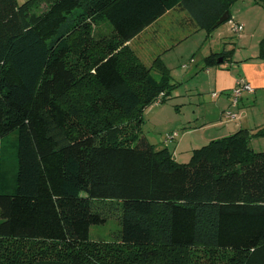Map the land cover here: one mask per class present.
<instances>
[{
  "label": "trees",
  "instance_id": "1",
  "mask_svg": "<svg viewBox=\"0 0 264 264\" xmlns=\"http://www.w3.org/2000/svg\"><path fill=\"white\" fill-rule=\"evenodd\" d=\"M236 1L0 0V264H264V127L175 162L140 124L179 83L128 43L174 8L209 35ZM95 201L120 209L114 242L89 240Z\"/></svg>",
  "mask_w": 264,
  "mask_h": 264
},
{
  "label": "rangeland",
  "instance_id": "2",
  "mask_svg": "<svg viewBox=\"0 0 264 264\" xmlns=\"http://www.w3.org/2000/svg\"><path fill=\"white\" fill-rule=\"evenodd\" d=\"M240 5H234L235 9L240 10L242 8ZM234 12L233 8V15ZM185 15L187 14L184 10L175 9L171 13L161 16L156 20L157 23L155 22L152 27L141 32L142 34L133 42L135 52L141 61L144 64L147 63V65L152 63V60H154L160 50L180 43L176 48L171 49L169 55L164 59L171 66L169 70L170 75L171 73H175L179 78L178 86L172 90L173 98L163 103L157 102L152 104L150 105L152 107L148 106L143 111V122L140 124L141 131L143 134L146 133L154 137L156 143L161 142L159 139L167 140L166 136L173 132H168L171 129H178V133L179 129L183 130L181 128L182 125L177 127L174 124L175 121H184V124H186L189 122L187 120H195V117L197 115L200 116L204 111L207 113L208 118H210L213 112L216 113V110L213 109L214 100L210 96L213 92H218L214 91L213 87L208 84L204 86L201 84L203 81L210 80L209 78L205 79V74L199 71L201 64H203L202 58L213 51L219 50L222 48V45L227 47L229 39L238 34L231 32L230 20L219 24L209 35H206L203 30L195 32L196 28L186 20ZM110 30L109 24L103 20L94 25L93 33L98 36V34L102 33L108 34ZM211 33L213 34L212 38L210 37ZM187 34L192 35L183 39ZM224 37L228 38L225 42ZM232 41L234 44L237 42L236 39ZM180 65H184L185 68H182ZM154 76L158 78L159 75L157 72H154ZM195 88L196 91L194 90ZM154 122L160 127L153 126ZM162 126H166V129H162ZM15 137V134H10L4 142H13ZM258 142H262L263 144L258 145ZM250 146L255 151L264 150V138L252 140ZM12 153V150L4 151L6 163L10 167L13 166ZM94 207L100 211L104 217V221L99 224L90 225L88 232L89 240L102 242L116 241L120 231V209L117 203L113 201H95ZM37 264L64 263L39 261Z\"/></svg>",
  "mask_w": 264,
  "mask_h": 264
},
{
  "label": "crops",
  "instance_id": "3",
  "mask_svg": "<svg viewBox=\"0 0 264 264\" xmlns=\"http://www.w3.org/2000/svg\"><path fill=\"white\" fill-rule=\"evenodd\" d=\"M236 4H241L240 6H242V8L240 10L235 9L234 5ZM233 8L235 10L234 15L232 13ZM175 9L176 8L165 12L163 15L169 14ZM230 15V20L240 23L243 28L238 32L237 36L234 35L233 38L229 39L227 42L229 46L227 45V47H224L222 45V48L213 52L232 49L233 54L231 57H226L227 60L220 62L219 65L203 68V64H201L199 70L205 74V79H210L203 81L201 84L203 86L208 84L213 87L214 91L218 92L216 96H210V98L214 100L213 109L216 110V113L213 112L210 118H208L207 113L204 111L200 116L197 115L195 120H187L189 122L186 124H184V121L173 122L177 127L182 125L181 128H183V130L179 129V133L178 129L169 130L168 132H176V135L169 140L159 139V141H161L159 143H156L154 140L155 138L151 137L149 134H143L144 138L157 148H163V146L167 147V149L171 151L175 162H187L192 149L206 144L212 139L227 136L239 129H245L249 133H253L257 129L264 127V57H260L258 44L264 35V8L260 5L258 6V4L254 3L252 0H238L230 6ZM185 18L193 25V27H195V25L189 21L190 19L187 15H185ZM155 22L157 23V21L152 22V24L147 26L143 31L152 27ZM197 31L200 32L202 30L196 29L195 32ZM141 34L142 33L140 32L129 41L131 47H133V42ZM191 35L192 34H187L183 39H186ZM212 36L213 34L211 33L210 37L212 38ZM224 39V42L228 40L226 37H224ZM235 39L237 42L234 44L232 40L235 41ZM179 44L180 43H177L170 47H166L164 50H160L157 54L169 70L171 69V66H169L164 59L169 55L171 49L176 48ZM181 67L185 68L184 65ZM171 77L172 82L178 83V75L171 73ZM238 77H243L248 83H250L253 87V91L250 93L249 91H244L241 94L237 105L232 107L230 106V97L228 95ZM194 90L196 91V88ZM172 94L173 91L169 96V100L173 98ZM228 109L236 113L237 118L228 119L224 117L223 112ZM153 126L160 127L155 122L153 123ZM165 127L166 126H162V129ZM261 138L264 137H252L250 142ZM257 144L262 145L263 143L258 142Z\"/></svg>",
  "mask_w": 264,
  "mask_h": 264
},
{
  "label": "built area",
  "instance_id": "4",
  "mask_svg": "<svg viewBox=\"0 0 264 264\" xmlns=\"http://www.w3.org/2000/svg\"><path fill=\"white\" fill-rule=\"evenodd\" d=\"M230 29L231 32H235L238 33L239 31L242 30L243 26L238 23L235 22L233 20H230ZM263 90H264V84H263ZM244 91H249V93L251 91H253V87L250 85V83H248L243 77H238L236 79V81L234 82L233 87L231 88V90L229 91V97H230V106L234 107L237 105L238 100L241 96V94ZM218 93H212L211 97L216 96ZM158 101H156L155 103H157ZM223 116L228 118V119H235L237 118V114L234 113L231 110H224L223 112ZM176 135V133L172 132L171 134H169L168 136H166L167 140L172 139L174 136Z\"/></svg>",
  "mask_w": 264,
  "mask_h": 264
},
{
  "label": "water",
  "instance_id": "5",
  "mask_svg": "<svg viewBox=\"0 0 264 264\" xmlns=\"http://www.w3.org/2000/svg\"><path fill=\"white\" fill-rule=\"evenodd\" d=\"M227 19H229V13H228V11H225V12L219 17V19H217L216 24L219 25V24H221V23L227 21ZM220 61H221V58L218 59V62H220Z\"/></svg>",
  "mask_w": 264,
  "mask_h": 264
}]
</instances>
